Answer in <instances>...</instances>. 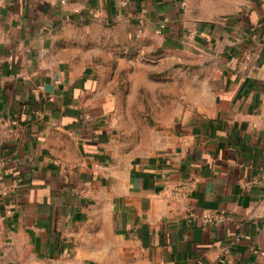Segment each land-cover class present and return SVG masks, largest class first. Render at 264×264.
I'll use <instances>...</instances> for the list:
<instances>
[{
    "label": "crops",
    "instance_id": "0c3cea01",
    "mask_svg": "<svg viewBox=\"0 0 264 264\" xmlns=\"http://www.w3.org/2000/svg\"><path fill=\"white\" fill-rule=\"evenodd\" d=\"M0 156V264H264V0H0Z\"/></svg>",
    "mask_w": 264,
    "mask_h": 264
},
{
    "label": "built area",
    "instance_id": "2783aa9c",
    "mask_svg": "<svg viewBox=\"0 0 264 264\" xmlns=\"http://www.w3.org/2000/svg\"><path fill=\"white\" fill-rule=\"evenodd\" d=\"M185 2H183V5ZM16 123V121H12ZM6 163V159L4 156H0V194L7 195L14 190V186L12 184H8L5 182L3 178V168ZM7 213L9 215L14 213V205L10 204L7 208ZM200 219L205 224H218L227 219H229V214L226 210H204L202 213H198L195 210H190L188 213V220L193 221L195 219Z\"/></svg>",
    "mask_w": 264,
    "mask_h": 264
},
{
    "label": "rangeland",
    "instance_id": "374dc122",
    "mask_svg": "<svg viewBox=\"0 0 264 264\" xmlns=\"http://www.w3.org/2000/svg\"><path fill=\"white\" fill-rule=\"evenodd\" d=\"M171 59L174 60L176 58L174 56H172ZM141 60L145 61L146 63H151L152 62V63H155V64H159L153 70L150 71V76L152 78H156V79H161L162 80L164 78L180 77L179 70H176V69L174 70L172 68H165V66L162 64L164 62V57H162V56L160 58H156V57H154L152 55H148V56L142 57ZM175 66H177V65L175 64ZM189 77H190V74H189ZM161 84H163V83H161ZM178 86H179V84H178ZM161 87H163V86L161 85ZM123 89L125 91H127L128 93H131L130 85H124ZM146 92L147 91H145V90L142 91L143 94L146 93ZM144 103L146 104V106L148 105L147 99H145Z\"/></svg>",
    "mask_w": 264,
    "mask_h": 264
}]
</instances>
